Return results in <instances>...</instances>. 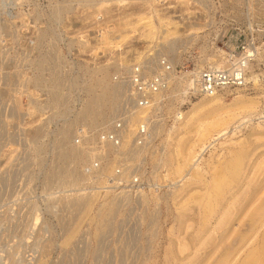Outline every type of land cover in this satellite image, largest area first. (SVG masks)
<instances>
[{
  "label": "rangeland",
  "instance_id": "1",
  "mask_svg": "<svg viewBox=\"0 0 264 264\" xmlns=\"http://www.w3.org/2000/svg\"><path fill=\"white\" fill-rule=\"evenodd\" d=\"M66 2L62 3L67 7ZM57 5L32 18L35 7L30 0H0V264H142L146 257H152L155 264H180L181 260L183 264H212L220 245H227L238 228L248 223L249 213L264 198V167L251 170L253 163L264 158V141L247 161L242 178L226 190L221 199L226 207L207 224L201 245L199 241L192 250L189 241L197 237L202 212L194 200L205 195L210 175L194 183L181 181L173 172L182 151L178 142L196 139L194 133L175 128H182L186 113L207 98L188 99L180 90L160 98V115L154 118L157 128L148 147L135 156L107 154V176L118 161L131 173L120 187L103 189L102 179L92 191L84 189L87 181L82 166L97 155L83 157L81 165L59 155L98 146L97 132L109 128L120 110L123 88L112 77L121 70L151 55L169 56L174 63L195 57L204 64L232 62V58L245 59L248 48L254 56L248 58L246 82L220 91L213 114L236 111L245 116L246 123L235 136L230 133L221 139L223 145L207 150L204 159L221 158L222 152L237 148L233 143L255 142L250 135L264 130V0L132 2L100 8L104 23L93 21L91 14L68 21L61 18L63 10L55 17L52 10ZM101 26L105 33L95 37ZM85 34L89 36L80 44ZM29 62L34 69L28 68ZM101 80L109 94L117 92L116 107L113 112L98 108L95 115L104 113L110 121L91 126V120L79 117L90 104L91 94L101 92ZM57 90L60 95L56 97L53 92ZM243 103L254 107L240 109ZM135 120L138 124L139 118ZM81 129L83 134L78 132ZM62 130H67L68 138L62 137ZM78 135L85 137L79 146L73 144ZM132 143L130 131L128 146ZM209 168L210 174L217 169ZM72 169L80 183L70 187L62 178ZM206 170L203 165L202 171ZM132 175L140 178V185L130 183ZM110 201H116L114 214L103 229H97V214ZM233 203L242 204L238 211L231 209ZM226 213L231 214V223L217 227L220 215ZM263 230L264 226L240 248L233 263ZM182 246L186 247L183 252Z\"/></svg>",
  "mask_w": 264,
  "mask_h": 264
},
{
  "label": "bare ground",
  "instance_id": "2",
  "mask_svg": "<svg viewBox=\"0 0 264 264\" xmlns=\"http://www.w3.org/2000/svg\"><path fill=\"white\" fill-rule=\"evenodd\" d=\"M63 4L64 3H60V4L58 3V5L55 8H53L52 12H53V15L55 17H57L59 15V13L62 10H64V8H66V6H63ZM148 24H150V22ZM243 56H245V60L246 61H248V58L253 57L254 53H253L252 48H248L246 50V52L243 54ZM242 59H243V57H242ZM212 65L214 67H216V68L223 67V68H227V69H231V68H233L232 66H234V65H232V63L229 60L226 63L225 62H221L219 64L217 62H214V64H212ZM247 70H248L247 67H246V69L242 68V69L239 70L242 73L243 82H246V80H247V77H246ZM95 81H97V80H95ZM55 82H56V80H55ZM103 83H104L103 80H101L99 82V85L101 84V87L99 86V88H101V92L98 93V94H97V92L91 94L90 104L85 107V110L82 113V117H79V120H80V118H83V121H84V119H87V121L91 120L90 121V125L91 126L105 124V123L110 121V119H109L110 117L106 116L104 113H101L98 117H97V115H95V114L98 113V108L106 107L110 112H113L115 110V107H116V100H117L116 93L117 92L113 91L111 94H109L108 88L105 85H103ZM182 84L183 83L180 82L179 84L176 85V88H174V89L171 88L168 92H170V93L171 92L172 93L176 92L177 93V92H179V90L181 91L180 87L182 86ZM90 86H89V88H90L89 90L91 92H93L92 89L94 87L91 86L92 87L91 88ZM53 88H55V87H53ZM53 90H56V89H53ZM53 93L55 94L56 97H57V95L58 96L60 95V92L58 94L56 93V91L53 92ZM52 96H54V95H52ZM216 98H217V95L214 96V97L207 98V100H208L207 102L203 103L202 105L193 107L192 110H190L189 112L186 113L187 117H186L185 123L184 124L182 123L183 125L179 124V125H182V128H179V127L175 128L176 131L182 129V130L187 131L188 133H194L192 135H195L196 139L193 140L192 142H189L190 140H188V142L186 140H183L185 142H183L181 140L178 142V144L181 146L182 151H181V154H180V159L175 163V168H174L173 172L177 174L178 178L181 179V181L185 179L184 181L194 182V183L195 182H204L205 181V175L208 174V173L210 175L209 181H207V180L205 181V189H206L205 195L203 197H200V199H195L194 200L195 203H197V204H199L201 206L202 212H200L199 218L197 217L198 218V220H197L198 229H197V233H196L197 237L196 238H192L191 237V240L189 241L190 242V247H191L192 250H194V248L197 246V244H199V241L204 237V235L207 234V226H208L207 224L209 223V221L213 219L214 215L220 214V211L223 210L224 207H226L221 202V199L225 195L226 190L232 184H234L239 178H242V175H243V172H244V168L246 166L247 161L249 160V158L252 155V153L255 152L261 146L260 143H262L264 141V130L254 131L252 134L250 133L251 134L250 137L253 136L254 139H255V142L257 144H254L255 142H252V143H249V144H245L244 142L233 143V145L237 146V148H234V147H233V149L229 148L227 154H225V152H222L221 158H219V159L217 157H219L220 155H218L219 153H216V155H218L216 157V159H215V156L212 155V157H211L212 160H210L209 162H206V160L204 159L205 158L204 154H205V152L207 150H209V149L211 150L212 148H215L216 145H218V146L223 145V143H221V142L219 143V141L221 139H223L224 137H226L230 133H231V136H235L236 130L238 131V129L241 126H243L244 123H246L245 122L246 120L244 121L245 116L239 114L238 112L236 113V111H231V112L229 111V112H227L225 114L223 113V115H213V114H215L214 106L218 102V99H216ZM53 101H55V99ZM59 101H60V99H59ZM236 102L240 103L241 100L237 99ZM55 103H58V102H55ZM250 104L251 103H249V104H244L243 103V105L240 106V109H243V110L252 109L254 106H253V104H251V105ZM256 105H257V103H256ZM117 106H118V104H117ZM248 116H250V115L248 114ZM239 117H241V118H239ZM135 119H136V117H133L131 119V123H132V125H134V127L137 126V124H135L136 123ZM180 119H181V117H180ZM156 128H157V126L154 127V130ZM131 130H133V128H131ZM63 131L64 130H62V132ZM130 131L128 130L127 131L128 133L125 131L126 133L124 134V137L122 139V144H121V146L119 148H115V147H113V146H111L109 144L103 145V146H99V147L98 146L95 147V145H93L94 144L93 143L92 144L93 146L89 147L88 149H86L87 148L86 147L85 150L84 149H76V150L74 149L72 151V149H71V151L68 150V152H61L59 157H61L62 159H65V158L67 159V158L72 157L73 163H75L76 165L77 164L81 165V163L83 162V157H87V159H88L89 157H93V155H97V157L99 156L100 159L103 160V158H105V160H106L107 159V154L109 152H113L116 157L120 156V155H123L124 157L125 156L138 155L139 153H141L148 146L145 145L144 147L139 148L134 143H132L130 146H128L129 138H130ZM65 132L61 133L62 137L64 139L67 137ZM248 138H249V136H248ZM246 139H247V137H246ZM212 150H214V149H212ZM221 151H223V149H221ZM95 152H96V154H95ZM263 155H264V153H263ZM255 156H257V155H255ZM258 156H260V154ZM251 158H252V156H251ZM171 161H172V159H171ZM204 162H206V164ZM202 164L204 165V167L205 166L207 167L206 171H202V166H203ZM212 165H214V168H217V169H216V171H214L213 173L210 174L209 169L211 167L209 168V166H212ZM262 167H264V158L261 160V162L257 163V165H256V163H253L252 166H251V170L253 168H256L258 170V169H261ZM126 169L127 168L124 166V168H123L124 178H125V176H127V173L125 172ZM103 172H104V174H108L109 173V172H107L104 169H103ZM245 175H246V173H245ZM247 175L249 176V172H248ZM175 179H176V177H175ZM256 179L257 178H255V180ZM62 181L65 184L68 183L70 185V187L71 186H76V185H78L80 183L79 180L75 179V169L67 171L65 173L64 177L62 178ZM255 182H257V181H255ZM255 184L257 185V183H255ZM241 185H243V184L241 183ZM189 186L191 187V185H189ZM243 186H246V185H243ZM176 187H178V186H176ZM252 187H253V185H252ZM192 189H194V188H192ZM256 192L257 193L261 192L258 187H256ZM181 195H182V193H181ZM229 199H231V198L229 197ZM245 199H243V200L245 201ZM108 200H109V198H108ZM185 201H186V199H185ZM260 201L261 202L254 209H252V211L249 213V215L247 217V222L248 223L247 224H242L241 225L242 228L241 227L238 228V230L233 234L232 239L229 241V243L227 245H220L219 248H221V250L218 252L217 257H216L215 261L212 264H264V230L259 235V237L253 242L252 246L244 252V254L241 257V259L238 262L233 263V260H234L233 256H235V254L239 252L240 248H242L246 244V242L249 241V239L252 236L257 234L258 230L261 229L264 226V198H262ZM115 202L114 201H110L106 205L104 204L103 207H101V210L97 214L98 218L95 217V218H97V221H98V224H97L98 228L97 229H100V230L103 229L105 227V224L107 223L106 221L109 220L108 218L111 216V214H114L113 212H114V206L116 204ZM233 204L231 205V209H232V207H234L233 211H238L240 209L241 205H242L241 203L239 204V206H235V203H233ZM220 217H221V215H220ZM220 217H219V219L217 221V227L223 226L225 228V226L227 224L229 225L231 223V221H232V216H231L230 213L229 214L226 213L221 218ZM155 219H156V217H155ZM93 221H95V220H93ZM149 224H151V223H149ZM152 224H153V222H152ZM194 228H192V229H194ZM224 228H222V229H224ZM177 232H178V230H177ZM181 233H182V231H181ZM214 240H216V239H214ZM200 245H201V241H200ZM151 247H152V245L150 246V248ZM182 247L183 248H181L180 251L183 252L186 247H184V246H182ZM214 248L215 247H213L212 249H214ZM121 256H122V254H121ZM176 259H178V258L176 257ZM142 264H155V261L153 260L152 257H146L145 259H143ZM180 264H183V260H181ZM193 264H195V263L193 262Z\"/></svg>",
  "mask_w": 264,
  "mask_h": 264
},
{
  "label": "built area",
  "instance_id": "3",
  "mask_svg": "<svg viewBox=\"0 0 264 264\" xmlns=\"http://www.w3.org/2000/svg\"><path fill=\"white\" fill-rule=\"evenodd\" d=\"M35 7L32 10V18L39 14L38 11L48 12L51 5L67 1V7L62 11V19L68 21L79 20L85 16H91L93 21L104 23L102 11L99 8H108L110 6H125L132 2H157V0H30ZM65 11V12H64ZM36 14V15H35ZM77 18V19H76ZM106 28L101 26L94 32L95 37H102ZM88 34L80 37L79 43L84 44ZM31 61V59L29 60ZM33 61V60H32ZM233 68H216L212 64L201 63L200 58H185L181 62L174 63L169 56L151 55L138 63L133 64L128 69L121 70L112 77V82L123 88L120 110L113 120L111 126L107 129L97 132L96 143L99 146L111 145L119 148L122 144L124 134L131 128L132 142L139 148L144 147L150 141L152 131L156 124V118L160 111V98L171 88L182 82L181 91L185 98H210L216 96L220 91L234 87L242 86L243 79L240 69H246L249 61L245 59H231ZM29 62L28 68L34 69ZM139 118L136 127L132 125L131 119ZM126 131V132H125ZM80 133H84L81 129ZM128 133V132H127ZM74 138V145H81L85 137L78 135ZM90 137V136H89ZM86 137V139H89ZM83 139V140H82ZM105 158L100 159L95 156L82 166L81 174L86 183L84 189L92 191L97 182L103 179V189L110 187H120L124 182L123 168L124 164L116 162L111 171V175L104 174ZM128 175H131L127 171ZM91 181V182H90ZM90 182V183H89ZM130 183L133 186L140 185V178L136 175L130 176ZM96 184V185H94ZM116 185V186H114ZM101 186V187H102ZM98 187V186H97Z\"/></svg>",
  "mask_w": 264,
  "mask_h": 264
}]
</instances>
